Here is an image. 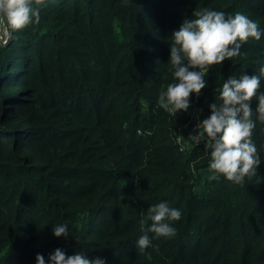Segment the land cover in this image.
I'll list each match as a JSON object with an SVG mask.
<instances>
[{"label":"trees","instance_id":"obj_1","mask_svg":"<svg viewBox=\"0 0 264 264\" xmlns=\"http://www.w3.org/2000/svg\"><path fill=\"white\" fill-rule=\"evenodd\" d=\"M206 8L247 15L261 38L212 66L175 117L157 103L173 82L171 35ZM40 15L0 44V264H50L57 248L106 264H264L258 101L261 166L243 185L208 180L205 142L177 144L194 110L203 120L221 102L224 81L264 67V0H46ZM160 202L181 211L176 235L140 252V221ZM64 224L70 236L55 237Z\"/></svg>","mask_w":264,"mask_h":264},{"label":"clouds","instance_id":"obj_2","mask_svg":"<svg viewBox=\"0 0 264 264\" xmlns=\"http://www.w3.org/2000/svg\"><path fill=\"white\" fill-rule=\"evenodd\" d=\"M46 0H0V28L6 37L39 24L41 7ZM194 18L184 19L178 30L172 33L170 45V71L173 82L161 90L158 107L169 115L187 112L192 94L199 96L207 87L205 76L214 65L241 55V47L250 38L260 40L259 24L242 13L226 15L222 11L203 9L193 12ZM264 67L259 75L243 74L239 78L229 77L222 84L219 104L209 105L210 115L197 124L195 135L187 139L194 145L205 142L210 150L208 180L219 181L224 177L236 185H243L245 178H252L261 166V158L253 142L256 127L252 119V101H258L256 113L264 122V92L260 91ZM184 139L183 136H180ZM182 150V149H181ZM181 219V211L167 202H160L147 209V217L141 219L143 235L137 241L140 252L152 246L153 239L171 238L176 229L169 221ZM151 221V225L145 227ZM149 233L154 234L152 238ZM55 237L68 238V226L53 227ZM50 264H106L99 257L89 258L82 252L68 256L57 248L49 256ZM36 264H46L42 254L36 255Z\"/></svg>","mask_w":264,"mask_h":264},{"label":"built area","instance_id":"obj_3","mask_svg":"<svg viewBox=\"0 0 264 264\" xmlns=\"http://www.w3.org/2000/svg\"><path fill=\"white\" fill-rule=\"evenodd\" d=\"M5 40H6V37L4 36V31H3L2 28H0V44L5 43ZM200 121H202V118H201L199 112H197L196 110H194L193 113H192V115H191L190 121H189L188 125L185 128V131L187 132L186 135L183 134V133H180L178 135L177 144L179 145L180 149L184 150L187 146L188 147L194 146V144L192 142L188 141V143H187V142H183V140L185 138L188 139L190 135H195L196 134L197 124ZM180 136H183L184 139H181Z\"/></svg>","mask_w":264,"mask_h":264},{"label":"rangeland","instance_id":"obj_4","mask_svg":"<svg viewBox=\"0 0 264 264\" xmlns=\"http://www.w3.org/2000/svg\"><path fill=\"white\" fill-rule=\"evenodd\" d=\"M3 44H5V43H3ZM183 142H187V143H188V140H187V138H185V139L183 140Z\"/></svg>","mask_w":264,"mask_h":264},{"label":"water","instance_id":"obj_5","mask_svg":"<svg viewBox=\"0 0 264 264\" xmlns=\"http://www.w3.org/2000/svg\"><path fill=\"white\" fill-rule=\"evenodd\" d=\"M10 41H11V39H8V40H7V42H6L5 44H8V43H10Z\"/></svg>","mask_w":264,"mask_h":264}]
</instances>
